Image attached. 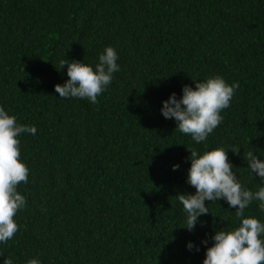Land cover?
<instances>
[{"label":"trees","instance_id":"obj_1","mask_svg":"<svg viewBox=\"0 0 264 264\" xmlns=\"http://www.w3.org/2000/svg\"><path fill=\"white\" fill-rule=\"evenodd\" d=\"M107 46L121 70L99 102L61 99L60 60L95 67ZM215 75L239 88L197 145L163 118L162 101ZM0 105L38 129L20 137L28 203L0 264H203L201 241L236 227V209L206 201L189 232L177 195L195 192L193 148L240 147L228 153L233 171L246 188L260 184L243 156L264 158V0H0ZM257 205L245 216L264 220Z\"/></svg>","mask_w":264,"mask_h":264},{"label":"clouds","instance_id":"obj_2","mask_svg":"<svg viewBox=\"0 0 264 264\" xmlns=\"http://www.w3.org/2000/svg\"><path fill=\"white\" fill-rule=\"evenodd\" d=\"M119 54L112 46H107L98 56L93 67L84 61L60 60V68H66L68 79L54 90L61 99L78 98L91 104L99 102L98 97L108 91L115 73L121 70ZM194 87L184 85L182 95L175 92L162 101L160 113L163 118L174 120L175 131L191 137L195 144H202L223 122L222 112L231 106L239 88V83L229 84L220 76H209L202 81H193ZM35 125L18 123L16 115L10 114L0 105V245H6L19 231L16 217L27 207V199L18 191L21 183L29 182L30 169L21 159V140L24 134L35 136ZM190 151V168L187 184L195 189L194 194L177 195L183 206L185 228L194 231L198 220L208 215L206 201H224L229 208H235L238 225L231 229L215 231L211 236L212 244L207 247L206 238L201 243L206 247L203 264H264V220L254 216H245V210L253 202L264 212V158L249 150L244 154L249 174L258 177L257 190L246 188L239 180L235 166L229 161L228 153L239 155L240 147L230 150L217 147L202 154L194 148ZM260 157V158H258ZM180 165H173V171ZM189 251H200L193 242L186 245ZM2 257V256H0ZM3 264H14V258L4 257ZM26 264H42L33 257Z\"/></svg>","mask_w":264,"mask_h":264}]
</instances>
